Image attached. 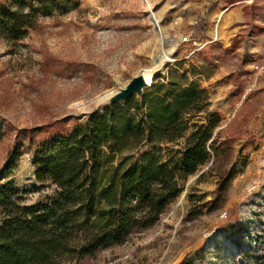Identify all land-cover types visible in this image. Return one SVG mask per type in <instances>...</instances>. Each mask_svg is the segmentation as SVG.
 Instances as JSON below:
<instances>
[{
  "label": "rangeland",
  "instance_id": "obj_1",
  "mask_svg": "<svg viewBox=\"0 0 264 264\" xmlns=\"http://www.w3.org/2000/svg\"><path fill=\"white\" fill-rule=\"evenodd\" d=\"M22 1L32 27L18 42L0 38V184L12 183L26 206L55 193L35 181L27 141L4 173L20 129L81 123L113 104L103 93L140 72L152 77L136 99L158 83L197 87L206 97L201 110L185 116L183 137L158 146V155L181 151L198 126L217 120L208 162L155 225L77 264H264V69H254L264 61V0ZM163 38L167 55L158 64ZM143 152L111 156L100 185Z\"/></svg>",
  "mask_w": 264,
  "mask_h": 264
},
{
  "label": "trees",
  "instance_id": "obj_2",
  "mask_svg": "<svg viewBox=\"0 0 264 264\" xmlns=\"http://www.w3.org/2000/svg\"><path fill=\"white\" fill-rule=\"evenodd\" d=\"M31 27L22 0H0V38L18 42ZM151 89L81 123L58 120L17 132L4 173L13 171L27 141L34 146L35 181L52 185L55 193L26 206L12 183L0 184V264H77L159 221L184 180L208 162L206 145L217 120L198 126L182 150L163 161L157 147L183 137L185 116L200 111L206 97L197 87L170 81ZM140 149L145 152L127 158L100 185L101 169L111 156Z\"/></svg>",
  "mask_w": 264,
  "mask_h": 264
},
{
  "label": "water",
  "instance_id": "obj_3",
  "mask_svg": "<svg viewBox=\"0 0 264 264\" xmlns=\"http://www.w3.org/2000/svg\"><path fill=\"white\" fill-rule=\"evenodd\" d=\"M151 22H154L152 14H150ZM156 29L158 30L157 26ZM158 63V60H155ZM146 86V83L140 73L134 77L116 96L109 99L112 100L113 103L122 102L130 99L134 95H140L142 93L143 88ZM108 96V92H105L101 95L102 99H106Z\"/></svg>",
  "mask_w": 264,
  "mask_h": 264
},
{
  "label": "bare ground",
  "instance_id": "obj_4",
  "mask_svg": "<svg viewBox=\"0 0 264 264\" xmlns=\"http://www.w3.org/2000/svg\"><path fill=\"white\" fill-rule=\"evenodd\" d=\"M152 17H153V19H154V22H153V23L157 26V28H158V30H159L158 24L156 23V20H155L153 14H152ZM150 19H151V17H150ZM166 43H167V39H166V38H163V42H162V44H163V45H162V49H163V50H162V53H160V54H161L160 56H156V57L154 58V60H158V64L161 62V59L167 55L166 50H165V44H166ZM168 55H169V54H168ZM166 58H167V57H166ZM160 64H161V63H160ZM140 75H141L142 78L144 79L146 85H149L147 79H150V78L152 77V74H147V76H145L143 72H140ZM124 87H125V86H123V87L120 89V91H121ZM120 91L115 92V93H114V92H108V96H107V98H106L105 100H109V99L113 98V97L116 96ZM108 98H109V99H108Z\"/></svg>",
  "mask_w": 264,
  "mask_h": 264
},
{
  "label": "built area",
  "instance_id": "obj_5",
  "mask_svg": "<svg viewBox=\"0 0 264 264\" xmlns=\"http://www.w3.org/2000/svg\"><path fill=\"white\" fill-rule=\"evenodd\" d=\"M254 69L257 71V72H260L264 69V61H262V64L261 65H258V64H255L254 65Z\"/></svg>",
  "mask_w": 264,
  "mask_h": 264
}]
</instances>
